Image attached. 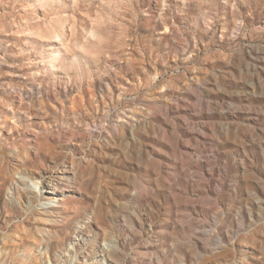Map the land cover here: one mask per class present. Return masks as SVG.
Returning a JSON list of instances; mask_svg holds the SVG:
<instances>
[{
  "label": "rangeland",
  "instance_id": "1",
  "mask_svg": "<svg viewBox=\"0 0 264 264\" xmlns=\"http://www.w3.org/2000/svg\"><path fill=\"white\" fill-rule=\"evenodd\" d=\"M0 264H264V0H0Z\"/></svg>",
  "mask_w": 264,
  "mask_h": 264
},
{
  "label": "bare ground",
  "instance_id": "2",
  "mask_svg": "<svg viewBox=\"0 0 264 264\" xmlns=\"http://www.w3.org/2000/svg\"><path fill=\"white\" fill-rule=\"evenodd\" d=\"M18 181H20V182H25L21 177H20V179L18 180ZM38 183V182H37ZM24 185H26L27 187H28V189L29 190H34V189H32L31 187H29L28 185H27V183L25 182L24 183ZM35 194H36V192H35ZM38 194V193H37ZM57 205L55 204V203H53V202H49L48 203V201L46 202V201H44V206L43 207H48V208H53V207H56Z\"/></svg>",
  "mask_w": 264,
  "mask_h": 264
}]
</instances>
